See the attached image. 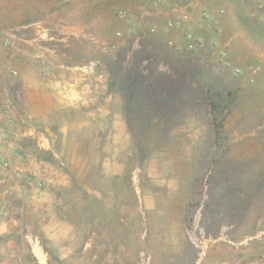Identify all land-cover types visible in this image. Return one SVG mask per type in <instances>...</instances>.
<instances>
[{
	"label": "rangeland",
	"instance_id": "374dc122",
	"mask_svg": "<svg viewBox=\"0 0 264 264\" xmlns=\"http://www.w3.org/2000/svg\"><path fill=\"white\" fill-rule=\"evenodd\" d=\"M159 2L0 0L31 131L0 149V264H264V78L215 41L149 48L132 23Z\"/></svg>",
	"mask_w": 264,
	"mask_h": 264
},
{
	"label": "crops",
	"instance_id": "0c3cea01",
	"mask_svg": "<svg viewBox=\"0 0 264 264\" xmlns=\"http://www.w3.org/2000/svg\"><path fill=\"white\" fill-rule=\"evenodd\" d=\"M178 1L186 3L189 0H160L147 14H137V22H133L134 24L132 23V25H136L134 28H137L139 33L146 32L154 38L153 40L156 44L149 48H174L169 43L170 39L181 44V48H185L183 30L169 29L165 23L169 17L175 16V10H188L191 15L189 21L190 31L195 36L204 38L201 46L197 48H207L208 46L211 48L210 45L214 44L215 41L218 48L227 50V56L234 63H239L243 66L246 70L245 76L253 74L258 81L264 78L262 76L263 73L260 72V70H264V0H243L242 3H238L237 0H213V2H210L211 0H191L194 3L192 9L182 6L178 7V9L163 8V5L175 4ZM242 7H244V14L238 13ZM204 10L212 12L220 21H227V24H225L227 26H223L224 30L228 29L229 39L227 42L221 39L220 31L213 32V28L203 21L202 11ZM241 15H243L242 18L240 17ZM242 19L245 20V23L241 22ZM238 38L240 39L239 42H242L239 46L241 53H236V55L233 45ZM38 51V54L36 53L37 51L35 52L36 55L41 54V50ZM11 67L19 69L16 78H6L7 75L4 74L0 77V141L2 142L0 143V149L6 150L5 156L10 164L13 159L15 161L18 160L13 158L11 152H14V148L17 146L22 147L19 146L16 138H14V134L25 135L31 132L29 131L30 129L26 130L20 127V120L25 115L27 116V112L16 104V99L19 97L16 85L21 86L20 89L23 95L25 78L22 77V71L26 68V65L19 64L16 66L14 64L2 69L5 70ZM2 172H4V169L1 164L0 173Z\"/></svg>",
	"mask_w": 264,
	"mask_h": 264
},
{
	"label": "built area",
	"instance_id": "2783aa9c",
	"mask_svg": "<svg viewBox=\"0 0 264 264\" xmlns=\"http://www.w3.org/2000/svg\"><path fill=\"white\" fill-rule=\"evenodd\" d=\"M175 11H176L175 16L169 17L166 20V23H165L166 27L169 29H182L183 39L185 41V49L188 51L196 50L197 47L201 45L202 40H201V37L195 36L190 31V26H189V21L191 17L190 13L188 12V10H183V11L175 10ZM202 17L204 19L210 18L208 12L205 10L202 11ZM169 43L172 44L173 47L176 49H179L182 47L181 44L173 42L171 39ZM36 53L38 54L39 51L37 50ZM1 182H2V178L0 177V185H1ZM7 205H8V199L6 197V191L5 189L0 188V215L7 213Z\"/></svg>",
	"mask_w": 264,
	"mask_h": 264
},
{
	"label": "trees",
	"instance_id": "16d2710c",
	"mask_svg": "<svg viewBox=\"0 0 264 264\" xmlns=\"http://www.w3.org/2000/svg\"><path fill=\"white\" fill-rule=\"evenodd\" d=\"M213 110H215V109H214L213 105L211 104V111H213Z\"/></svg>",
	"mask_w": 264,
	"mask_h": 264
}]
</instances>
